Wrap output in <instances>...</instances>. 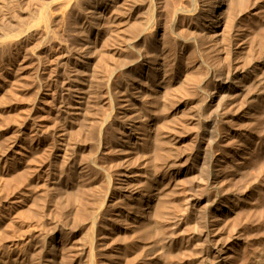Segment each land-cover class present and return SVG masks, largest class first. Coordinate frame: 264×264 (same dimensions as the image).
I'll return each instance as SVG.
<instances>
[{"label": "rangeland", "instance_id": "obj_1", "mask_svg": "<svg viewBox=\"0 0 264 264\" xmlns=\"http://www.w3.org/2000/svg\"><path fill=\"white\" fill-rule=\"evenodd\" d=\"M146 1L0 0V264H103L98 210L107 195L119 196L109 185L118 183L122 151L130 149L135 183L146 179L142 133L131 146L122 134L129 98L150 127L148 174L172 175L149 217L152 247L134 248L131 264H147L146 253L152 264H264V0H222L232 14V64L246 74L235 105L222 111L211 110L217 79L206 66L160 74L162 87L132 66ZM162 1L165 18L190 2ZM176 22L185 25L187 14ZM35 24L39 35L24 36ZM153 37L144 52L153 54ZM199 50L211 68L219 64L213 42ZM190 76L202 91L186 84Z\"/></svg>", "mask_w": 264, "mask_h": 264}, {"label": "bare ground", "instance_id": "obj_2", "mask_svg": "<svg viewBox=\"0 0 264 264\" xmlns=\"http://www.w3.org/2000/svg\"><path fill=\"white\" fill-rule=\"evenodd\" d=\"M189 1H190L189 6L186 10L176 9L175 11H173L171 9L174 12L173 16L172 17L170 16L171 18H168V17L165 18L166 15L164 16L165 13H163V1L162 0H147L146 1V4H145V8H146L145 10L147 12L146 23H144L143 28L140 30L141 32L137 33V37L135 36L136 38H134V40H132L133 43L136 44L138 46V49H139L138 55L136 56L137 58H135V61L133 62L132 66L139 70L140 76H143L142 72L144 70H146L147 73H146V76H144L145 79L148 81L151 80L155 87H162V85H163V79L160 77V74H165V75L168 74L169 76H171L170 73H172V71L174 69H178V70L182 69L183 71L187 70V69L191 70L192 68H194V66L197 63H199L200 65L202 64V65L206 66V68H208L207 72H210V74L213 73V76L214 77L216 76V79H217L216 92L215 93L212 92V95L210 94L211 99L210 100L208 99L209 101H211L212 106L215 107L211 110L213 111V110L217 109L220 111L222 108H224L225 103H230L232 105H235L236 100H238L237 97H239L241 95V93L239 92L242 89L241 85H240V79L242 76H244L243 74H245V73L241 72L242 70L240 71V69H239L240 66L235 65V67H234V64H232L233 60H234L232 57V51L234 50L233 45H232L233 41L231 39V34H232V30H233V23H232L233 21H231V18H230V16L232 14L231 15L229 14L228 8L226 6H225L226 9H224V5L222 3V0H205L200 4L197 3L196 0H189ZM238 1H240V0H238ZM231 3H230V6L232 8ZM184 6H186V5H184ZM170 14L172 15V13H170ZM182 14H187V22L185 23V25H183L184 23L179 24L178 22H176L177 18L179 20V17ZM168 16H169V14H168ZM175 18H176V21L173 20ZM204 18L206 19L204 21H206L207 23L200 24L199 21H201ZM170 19H171V22H168ZM46 25L47 24H45V26ZM44 29H45V27H44ZM40 30H41V25L39 27L38 24L37 25L35 24V26L32 25V27L28 28L26 30V32L24 31L23 33H24V36H25V34H28L27 36L33 37L37 34L39 35ZM47 30L48 29H46L45 31L48 32ZM151 34L152 35L154 34V36H155V38L153 37L154 43L152 44L153 45L152 48L154 50V51L152 50L153 54H149V53L143 51L146 36L151 35ZM13 37L14 36H12V40L9 39V43H10V41L12 43V41L14 39ZM22 37H23V35H22ZM19 38H17V39H19ZM28 38H27V40H28ZM20 39H22V38H20ZM20 39H19V41H20ZM4 40H5L4 38L3 39L1 38L0 42H2ZM212 42H213L215 49L217 51L218 59L217 58L216 59L219 60L218 61L219 64L216 63L218 65L213 67V68H211L213 65H208V62L210 59L207 60V57L204 55L205 53L202 55V52L199 50L204 44H206V46H207V43H212ZM193 48H194V50H193ZM212 49H213L212 50V52H213L214 47ZM179 50L181 51L180 54H179ZM208 51H209V49H208ZM204 52H206V51H204ZM186 53H188V54H186ZM210 55H212V54H210ZM184 59H185V61H183ZM216 64H214V65H216ZM204 66H202V67H204ZM190 70H189V72H190ZM195 70L193 69V71H195ZM180 72H182V71H180ZM204 72H206V69ZM202 73H203V70H202ZM198 74H200V73H198ZM247 75H249V74H247ZM208 76H210L209 73H208ZM180 77H181V74H180ZM204 77H205V75H204ZM163 78H165V77H163ZM202 78H200V79H202ZM184 79H185L184 81H186L187 85H191L194 88H198V89H200V87H201L200 91H202V87H203L202 80L199 81L198 79H196L195 76L185 77ZM208 79H206V81ZM138 80H140V79H138ZM171 81H172V79H171ZM258 81H259V83H263L264 79L260 78ZM137 83H139V82H137ZM180 83H179V86H180ZM204 84H206V83H204ZM179 86L177 85V87H179ZM180 87L182 88V86H180ZM166 91L168 92L167 89H166ZM192 93H194V92H192ZM199 95H201V93H199ZM158 96L155 98L159 99ZM167 96H169V94H167ZM163 99H165V101H166V98H163ZM206 99L207 98H205V101H206ZM167 101H168V99H167ZM124 102H125V104L123 105V113H122V116L120 119V124H121L122 129H123L122 134H123L124 140H125L124 142L126 145H130L132 140L135 138V135L137 134V132L140 131L142 133L143 138L141 140L144 142L143 144L145 145V148H144L145 159H144V166L143 167H145L144 169H146V172H145L146 173V176H145L146 179L143 182L135 183L136 182L135 176H134L132 170H130V169H132V168H130L131 167V159L129 157L130 153H131L130 149H127V151H125V152H123L121 150L122 152H121V157H120V160H121L120 165L121 164L122 165H121V168L119 170V175H117V177L119 176L118 183L116 182L117 184H115L113 186L110 182V185H109V191H111V192L117 191L119 196H118V198H115L114 195H112V194L107 195L108 194L107 193L105 201L101 205L100 210H98L100 215L105 220L104 233L102 234V236L100 238V240H101L100 246H101L102 252L105 255V257H107V258H104L103 264H109L108 261H110V260H113V261H115L116 264H119L118 259L123 254L121 251V248H123V247H124V251H126L125 257H124L125 258V264H131L132 259H133V258L131 259V257H132L131 254L133 253L134 248H137L139 246L141 249H143L142 252H144L146 249L152 247L153 235H152L151 229H152L153 225L156 224V221L153 223V221H151V219L149 217H150L154 207L159 202H161L162 199L170 192L169 189L172 185V177H171L172 175L169 172L168 173L167 172H163V173L159 172L160 174H157V172H156V174H154V175L152 174L153 176L148 174L149 173L148 169L150 168L149 167L150 163H152V165L154 164L152 162V159H150L151 156H149L150 145H149L148 140H147V138L150 137V127L148 125V122L145 120L144 116L141 114V110L138 109L136 107V105L131 102L130 98L125 99ZM212 111H211V113H212ZM216 112H218V111H216ZM206 117H208V115ZM213 119L208 120V123H207L208 125L206 124L207 128L204 131L205 136L209 140V142H211L213 140L212 138L214 135L213 126L215 125V122ZM166 122H168V120ZM165 126L166 125H164L163 127H165ZM208 140H207V142H208ZM155 145H156V142H155ZM152 150H153V148H152ZM143 157H141V158H143ZM157 158H158V155H157ZM164 160H166V159H164ZM204 161H206L205 158H204ZM207 163H211V160H208ZM201 164H202V162H201ZM205 167H207V166H205ZM165 168H164V170H165ZM154 169H156V168L154 167ZM204 170H207V169H204ZM209 174H210V172H209ZM136 176H137V174H136ZM213 176H215V175H213ZM208 177H209V175H208ZM159 215H160V213H159ZM159 215H157V216H159ZM98 216H99V214H98ZM158 220H159V218H158ZM109 222L113 226L112 227L113 228L112 229V231H113V237L112 238H109L107 235V231H109L108 227H107ZM213 224L215 225V223H213ZM93 225H94V223L91 226H93ZM206 225H207V223H206ZM158 231H157V233H159ZM160 233L162 234L163 232H160ZM156 238H157V235H156ZM161 238H162V236H161ZM155 243H154V245H155ZM137 251L138 250H136V252ZM151 253H153V252H151ZM108 254H110V256H108ZM146 254L144 255V257H141V260L144 263L152 264L153 262L149 256L150 254L149 255H146ZM85 256L87 259L91 258L88 250H85ZM138 258H139V256H138ZM120 264H122V263H120Z\"/></svg>", "mask_w": 264, "mask_h": 264}]
</instances>
